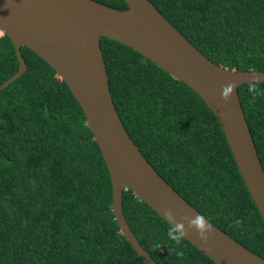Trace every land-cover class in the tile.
<instances>
[{"label": "trees", "instance_id": "16d2710c", "mask_svg": "<svg viewBox=\"0 0 264 264\" xmlns=\"http://www.w3.org/2000/svg\"><path fill=\"white\" fill-rule=\"evenodd\" d=\"M125 10L123 0H94ZM213 63L264 71V0H149ZM110 93L128 135L185 201L264 259V222L224 133L184 83L117 41L100 39ZM27 70L0 91V264H144L120 234L101 153L66 83L36 53L20 48ZM18 70L0 35V85ZM264 90V83L259 85ZM238 96L264 170V95ZM124 217L158 264H215L131 191ZM159 243L156 249L153 245Z\"/></svg>", "mask_w": 264, "mask_h": 264}, {"label": "water", "instance_id": "95a60500", "mask_svg": "<svg viewBox=\"0 0 264 264\" xmlns=\"http://www.w3.org/2000/svg\"><path fill=\"white\" fill-rule=\"evenodd\" d=\"M123 1L127 9L120 11L94 0H0V33L10 38L18 61V70L0 85V91L27 70L21 47L36 53L56 72L78 102L85 126L104 160L112 189L110 208L120 234L144 264H158L124 217L123 192L131 191L164 221L163 213L168 208L174 213L182 210L189 216L200 213L167 184L128 135L110 93L100 39L108 38L132 48L202 99L224 133L263 222L264 170L237 90L253 79L264 83V71L253 73L217 65L149 0ZM230 84L235 88L225 102L222 87ZM207 222L214 230L207 246L194 230L184 239L215 264H264L262 257Z\"/></svg>", "mask_w": 264, "mask_h": 264}, {"label": "clouds", "instance_id": "9594fccd", "mask_svg": "<svg viewBox=\"0 0 264 264\" xmlns=\"http://www.w3.org/2000/svg\"><path fill=\"white\" fill-rule=\"evenodd\" d=\"M250 71L253 73L255 72L254 69H251ZM259 85L260 83L258 79H253L247 84L248 91L252 95L253 99L260 95H264V90H261ZM234 88V84L222 87V99L225 102L231 98L230 94L234 91ZM163 216L169 224L167 235L169 239L177 245V248L170 250L171 254L175 253L178 257H182L184 254L179 250L178 246L181 244L182 240L186 238L189 232L194 230L197 238L205 246L208 245L210 235H214L213 227L207 222L206 218L200 214L189 216L182 214V210L174 213L171 208H168L164 210ZM177 217H179V219H177ZM153 247L159 249L161 245L157 243L153 245Z\"/></svg>", "mask_w": 264, "mask_h": 264}, {"label": "rangeland", "instance_id": "374dc122", "mask_svg": "<svg viewBox=\"0 0 264 264\" xmlns=\"http://www.w3.org/2000/svg\"><path fill=\"white\" fill-rule=\"evenodd\" d=\"M0 35H1V33H0Z\"/></svg>", "mask_w": 264, "mask_h": 264}]
</instances>
